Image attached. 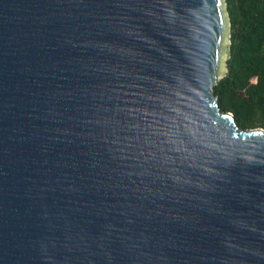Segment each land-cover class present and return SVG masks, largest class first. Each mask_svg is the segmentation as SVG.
<instances>
[{
  "label": "water",
  "instance_id": "water-1",
  "mask_svg": "<svg viewBox=\"0 0 264 264\" xmlns=\"http://www.w3.org/2000/svg\"><path fill=\"white\" fill-rule=\"evenodd\" d=\"M230 37L225 0H0V264H264Z\"/></svg>",
  "mask_w": 264,
  "mask_h": 264
},
{
  "label": "trees",
  "instance_id": "trees-1",
  "mask_svg": "<svg viewBox=\"0 0 264 264\" xmlns=\"http://www.w3.org/2000/svg\"><path fill=\"white\" fill-rule=\"evenodd\" d=\"M231 24L227 73L212 88L239 130L264 129V0H225Z\"/></svg>",
  "mask_w": 264,
  "mask_h": 264
}]
</instances>
